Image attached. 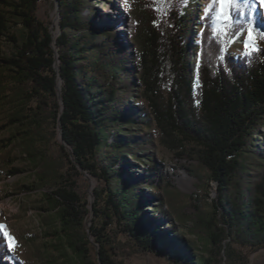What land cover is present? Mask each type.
<instances>
[{"label":"trees","instance_id":"1","mask_svg":"<svg viewBox=\"0 0 264 264\" xmlns=\"http://www.w3.org/2000/svg\"><path fill=\"white\" fill-rule=\"evenodd\" d=\"M39 1L0 0V40L11 38L16 48L10 58L0 56V105L37 185L47 189L54 233L75 262L124 264L117 257L132 252L115 240L119 233L135 252L175 264H213L226 238L248 253L264 248V40L251 57L221 53L220 43L240 32L215 36L204 13L208 0L201 15L189 0H131L133 46L95 21L97 0H56L54 34L37 18ZM239 19L247 29V17ZM253 19L264 29L258 10ZM17 25L15 39L10 30ZM139 90L156 126L195 162L185 168L197 180L190 219L206 255L183 240L164 195L145 191L166 182L144 127L148 111L133 99ZM57 133L62 141L51 155L45 146ZM133 160L143 166L138 177L128 170ZM80 171L103 183L92 189L93 201L77 186ZM211 182L216 197L205 207L198 190ZM5 232L0 229V264H21L8 251Z\"/></svg>","mask_w":264,"mask_h":264},{"label":"rangeland","instance_id":"2","mask_svg":"<svg viewBox=\"0 0 264 264\" xmlns=\"http://www.w3.org/2000/svg\"><path fill=\"white\" fill-rule=\"evenodd\" d=\"M131 0L126 4L124 0H97L93 10L96 15L95 21L101 26L113 28L119 33L128 45L131 43V35L135 29V21L128 14V7ZM190 4L195 5L198 15L204 9L207 0H189ZM259 19L264 24V6L257 9ZM37 18L45 25H49L54 34L59 32V6L56 0H40L36 11ZM108 22V25H104ZM197 26H194V30ZM11 36L17 39L20 37L18 25L11 28ZM247 31L240 32L234 39L228 42H221V53L230 56H243V40ZM193 43H197V37L192 38ZM264 49V45L262 46ZM15 43L11 38H2L0 40L1 58H10L15 52ZM193 60H197V51L193 53ZM193 88L198 85L196 72H193ZM134 88H138L136 85ZM167 96V93L166 95ZM165 97L164 100H166ZM139 101L143 108L148 111L149 120L145 128L153 134L156 147L154 157L161 162L162 176L166 184L159 185L157 188L148 187L145 191L152 193H161L165 198L164 207L171 212L172 220L183 232V240L193 241L198 246V252L206 255L203 249V240L198 233L192 231L190 217L195 213V204L197 201L191 197L197 190V180L185 168L195 163L188 160L182 155L184 149L169 139L161 132L154 122V116L149 113L151 107L147 97L142 91H135L133 98ZM133 103V102H132ZM153 118V119H152ZM14 126L10 124L5 116L4 110L0 105V224H3L8 235L13 239H7L8 251L21 264H77L73 255L67 249L62 239H59L55 232L57 223L53 218V210L50 209L47 199L43 194L44 187L38 186L36 182L35 169L32 164L23 157L18 147L17 141L13 138ZM264 138V128H261ZM260 136L255 135L256 138ZM46 143V151L49 154H55L58 151V144L61 142L60 134L55 136L49 135ZM129 161L131 160L128 157ZM141 163L133 160L128 170L136 177L142 172ZM81 175L77 176V186L80 192L87 195V199L93 201L95 196L92 192L94 187L99 190L103 183L93 176L80 171ZM200 203L209 204L216 197V184L211 182L205 188L198 190ZM104 195V192H103ZM159 200H155L153 208ZM151 210L152 207L147 208ZM170 222L161 223L162 228H167ZM107 231V229H106ZM109 235H114L117 229L110 227ZM125 249L132 252L130 255L123 253L117 259L122 260L124 264H175L171 261L160 257L155 253L135 252L132 242L123 234L115 236ZM234 256V259H230ZM116 258V257H115ZM213 264H264V248L248 253L244 248L232 244L228 238L224 239L221 247L218 249Z\"/></svg>","mask_w":264,"mask_h":264},{"label":"snow or ice","instance_id":"3","mask_svg":"<svg viewBox=\"0 0 264 264\" xmlns=\"http://www.w3.org/2000/svg\"><path fill=\"white\" fill-rule=\"evenodd\" d=\"M124 2L127 4L128 0ZM262 6L264 0H208L204 13L206 16H211L214 35L217 37L223 35L226 38H230V34L236 35L245 31L244 24L239 18L247 17V35L243 40L242 54L251 57L261 51L259 41L264 40V29L258 30L253 19L255 11ZM261 15L264 16V11H261ZM4 227L0 225V229ZM5 236L8 240L13 239L6 232Z\"/></svg>","mask_w":264,"mask_h":264},{"label":"water","instance_id":"4","mask_svg":"<svg viewBox=\"0 0 264 264\" xmlns=\"http://www.w3.org/2000/svg\"><path fill=\"white\" fill-rule=\"evenodd\" d=\"M57 6H59V3L57 2ZM60 134V140L62 141V137H61V133H59Z\"/></svg>","mask_w":264,"mask_h":264},{"label":"bare ground","instance_id":"5","mask_svg":"<svg viewBox=\"0 0 264 264\" xmlns=\"http://www.w3.org/2000/svg\"><path fill=\"white\" fill-rule=\"evenodd\" d=\"M59 85V84H58Z\"/></svg>","mask_w":264,"mask_h":264}]
</instances>
